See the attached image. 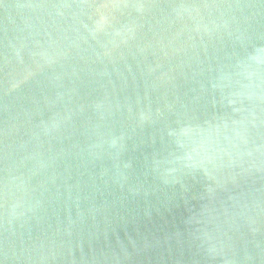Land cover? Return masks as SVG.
<instances>
[{
    "label": "water",
    "instance_id": "95a60500",
    "mask_svg": "<svg viewBox=\"0 0 264 264\" xmlns=\"http://www.w3.org/2000/svg\"><path fill=\"white\" fill-rule=\"evenodd\" d=\"M0 264H264V0H0Z\"/></svg>",
    "mask_w": 264,
    "mask_h": 264
}]
</instances>
